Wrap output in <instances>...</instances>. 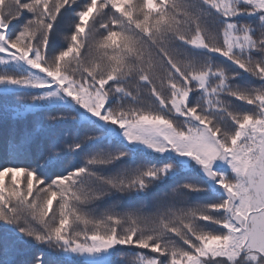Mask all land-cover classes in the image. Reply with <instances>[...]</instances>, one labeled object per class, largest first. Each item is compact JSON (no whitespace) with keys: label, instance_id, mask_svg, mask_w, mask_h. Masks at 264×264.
<instances>
[{"label":"snow or ice","instance_id":"snow-or-ice-1","mask_svg":"<svg viewBox=\"0 0 264 264\" xmlns=\"http://www.w3.org/2000/svg\"><path fill=\"white\" fill-rule=\"evenodd\" d=\"M0 264H264V0H0Z\"/></svg>","mask_w":264,"mask_h":264}]
</instances>
